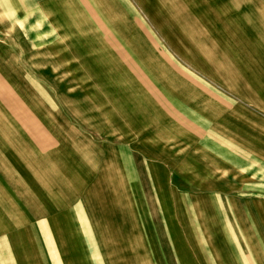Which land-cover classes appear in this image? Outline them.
<instances>
[{
	"label": "crops",
	"instance_id": "crops-1",
	"mask_svg": "<svg viewBox=\"0 0 264 264\" xmlns=\"http://www.w3.org/2000/svg\"><path fill=\"white\" fill-rule=\"evenodd\" d=\"M261 248L264 0H0V264Z\"/></svg>",
	"mask_w": 264,
	"mask_h": 264
},
{
	"label": "rangeland",
	"instance_id": "rangeland-1",
	"mask_svg": "<svg viewBox=\"0 0 264 264\" xmlns=\"http://www.w3.org/2000/svg\"><path fill=\"white\" fill-rule=\"evenodd\" d=\"M194 240H197V239H192V238H189V243H190V245L193 243V241ZM234 240V239H233ZM204 242L206 243V239L204 240ZM185 245H187L186 243H185ZM191 248V247H190ZM202 249V248H201ZM203 249H205V248H203ZM260 261H262V262H264V248H261L260 249ZM201 260H207V258L204 256V258H202ZM214 260H216V261H225L226 259H225V255L224 254H222L221 252H220V255L219 254H215L214 255Z\"/></svg>",
	"mask_w": 264,
	"mask_h": 264
}]
</instances>
